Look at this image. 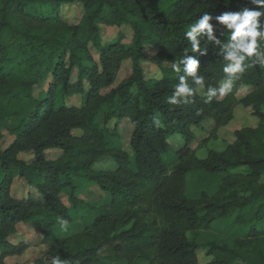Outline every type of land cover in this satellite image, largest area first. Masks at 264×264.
Returning a JSON list of instances; mask_svg holds the SVG:
<instances>
[{"label": "trees", "instance_id": "trees-1", "mask_svg": "<svg viewBox=\"0 0 264 264\" xmlns=\"http://www.w3.org/2000/svg\"><path fill=\"white\" fill-rule=\"evenodd\" d=\"M76 4L81 16L71 22L63 8ZM246 6L255 7L251 0H0V123L21 117L15 140L0 149V264L28 247L13 240L23 224L47 246L34 264L53 256L65 264H264V67L249 58L231 90L208 100L227 77L223 48L231 42L215 17ZM205 12L220 43L202 40L192 52L184 34ZM104 27H129L132 36L125 41L120 31L105 41ZM186 49L200 61L203 87L184 65L172 69ZM125 62L132 71L115 85ZM181 76L194 95L169 104ZM239 106L258 124L237 127L223 150L200 158L197 149L218 139ZM205 122L211 131L194 147ZM123 123L132 126L134 158L111 146L125 139ZM25 152L32 159L21 158ZM105 157L115 169L96 168ZM17 176L26 195L12 193ZM79 178L109 198L89 206L94 219L82 231L56 237L61 221L69 229L75 222L61 194L70 189L77 208Z\"/></svg>", "mask_w": 264, "mask_h": 264}, {"label": "rangeland", "instance_id": "rangeland-1", "mask_svg": "<svg viewBox=\"0 0 264 264\" xmlns=\"http://www.w3.org/2000/svg\"><path fill=\"white\" fill-rule=\"evenodd\" d=\"M82 9L79 8V5H68L63 8V15L71 22H77L80 19ZM122 32V35L124 36V40L128 41L130 40L132 36V31L129 27H104L103 28V38L105 41H109L112 37H117L119 32ZM93 53L95 54V57L97 56L96 50L92 49ZM153 70H156L155 67H151V65H147L146 71H148L149 74L152 73ZM132 71L131 63L125 62L122 66L115 85L119 84L121 80H123L126 76H128ZM50 80V79H49ZM47 82H43L41 85L36 86L35 88V94L41 93L45 88H47ZM248 91V88L243 91V93H246ZM71 103H78V98H71ZM235 119L232 121L231 124L223 127L219 131V137L218 139H212L210 140L207 145L203 148L197 149V155L200 158H205L208 155V152L211 149L215 150H223L228 143H230L234 139L233 132L237 127L240 126H256L258 124L257 118L251 113L250 108H245L244 106H239L235 110ZM101 122H103V113L101 114ZM21 120V117L12 115L6 123H0V149L4 150L7 147H9L12 142L16 138V133L13 131V129L19 125ZM116 123V120H111L108 124L110 127H113ZM121 128L124 134V140L122 141H116L111 146L118 147L122 150H125L130 153L131 157L134 158V151L132 149V146L130 144L129 135L132 131L131 124L123 123L121 124ZM211 124L210 122H205V125L203 128L195 129V132L197 134V141L194 144V147L197 146V142H199L202 138L207 137L209 132L211 131ZM21 158L25 160L32 159L33 155H31L28 152L22 153ZM116 167V162L112 157H105L102 160H100L96 168L99 169H112ZM76 184L78 185V188L76 190L77 197L82 201L78 205L77 208L74 207V205L70 201V189H65L62 194V200L63 202L72 210L73 217L75 218V222L73 225H71L70 229L67 228L66 230L62 228H55L54 236L56 237H64L69 236L74 233H78L84 229L86 225L91 223L94 219V215L92 211L90 210V205H98L105 201L104 197L107 199L109 196L106 192H104L94 181H88V180H82V178H79L76 181ZM29 186L28 184L20 177H16L14 180V183L12 185V193L14 195H26L28 193ZM15 242H26L28 247L26 248L25 252H23L22 255H14V256H8L6 258V262L8 264H34V261L37 257L42 255L44 250L47 248L45 244L41 243L42 235L39 233V231L33 226V224H23L20 227V231L18 235H15V238H13ZM204 249L201 250L200 254V260L203 263H207L210 258L207 256L206 252L208 250V247H203ZM48 263L50 264L51 257L47 259ZM137 264H153L150 261L147 260H139Z\"/></svg>", "mask_w": 264, "mask_h": 264}, {"label": "clouds", "instance_id": "clouds-1", "mask_svg": "<svg viewBox=\"0 0 264 264\" xmlns=\"http://www.w3.org/2000/svg\"><path fill=\"white\" fill-rule=\"evenodd\" d=\"M255 7H243L237 12H225L215 17L221 25L226 26L229 35V44L224 45V68L223 71L227 74L224 82L219 89L210 88L208 90V100L219 93L220 96L227 94L232 87L234 79H237L239 74L245 70V61L255 57V63L258 61L261 67H264V22L261 17H264V0H251ZM213 16L205 12L202 17L188 26L185 32L186 39L190 42L192 52L198 51L201 46V41H215L217 44L220 40L215 35V27L211 23ZM189 50H185L184 55L172 64L173 71L179 73L181 65H184V72L188 76L194 78L197 86L203 87V79L197 75L200 68V61L189 56ZM207 49H205V52ZM194 89L189 87L186 77L181 76L179 83L175 85V92L167 98V103L176 105L184 102L188 103L189 98L194 95ZM159 124V121H157ZM60 227L64 230L68 225L66 221H61ZM50 264H65L59 256H53Z\"/></svg>", "mask_w": 264, "mask_h": 264}, {"label": "crops", "instance_id": "crops-1", "mask_svg": "<svg viewBox=\"0 0 264 264\" xmlns=\"http://www.w3.org/2000/svg\"><path fill=\"white\" fill-rule=\"evenodd\" d=\"M115 168H116V167H115ZM115 168H112V169H115ZM105 197H106V196H105ZM105 197H104V199H106Z\"/></svg>", "mask_w": 264, "mask_h": 264}]
</instances>
